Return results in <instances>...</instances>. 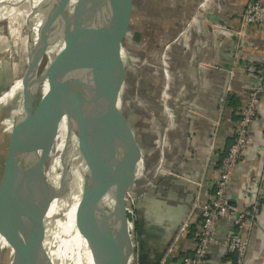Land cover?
Returning <instances> with one entry per match:
<instances>
[{
  "label": "crops",
  "instance_id": "crops-1",
  "mask_svg": "<svg viewBox=\"0 0 264 264\" xmlns=\"http://www.w3.org/2000/svg\"><path fill=\"white\" fill-rule=\"evenodd\" d=\"M246 4L247 0L128 2L121 49L125 73L118 106L132 132L139 161L134 192L138 208L130 220L132 251L127 264H154L163 258V264H180L194 247L191 234L201 217L199 209L191 211V204L196 197L208 201L214 195L219 165L234 141L242 107L264 63V28L249 27L245 46H238L236 31ZM163 57L170 74L168 110L161 96ZM0 126V132L12 134L11 111L0 110ZM161 165L166 175L157 173ZM262 175L264 98L251 125L246 153L232 176L230 204L241 208L252 202L257 196L255 177ZM153 177L156 183L143 189ZM186 219L189 232L177 239ZM227 232L228 225L221 222L218 243L211 246L206 264L235 263ZM245 237L244 264H264V198Z\"/></svg>",
  "mask_w": 264,
  "mask_h": 264
},
{
  "label": "water",
  "instance_id": "water-1",
  "mask_svg": "<svg viewBox=\"0 0 264 264\" xmlns=\"http://www.w3.org/2000/svg\"><path fill=\"white\" fill-rule=\"evenodd\" d=\"M65 2L66 0H50L45 22L51 35L63 47L67 58L66 66L58 72H52L50 90L34 112L32 106L38 94L31 100L30 125L17 152H14V136L18 128L14 117L0 186V206L5 209L6 221L10 228L7 233L14 234L15 239V255L10 264H52L47 241L51 235L55 236L59 243H63L68 237L60 233L56 224H49L46 217L38 219L36 224L24 229L13 215V179L25 170L26 154L38 131L37 126L42 125L51 114L52 102L58 88L56 79L65 75L77 77L85 96L88 107L85 144L94 160L97 181L92 202L76 221L83 242L77 245V242L72 240L70 247L74 248L73 252L92 254L95 264H127L132 251V234L129 229L126 197L127 193L137 191L136 173L139 161V152L132 132L118 106V91L125 73L121 60V37L129 0H124L117 10L115 29L111 33L113 46L102 56H99L98 47L102 33L97 24L93 1L76 0V8L68 14L66 20ZM32 67L29 60L28 68L31 70ZM41 75L42 73L40 77ZM21 99L23 100V97ZM17 156L19 163L15 162ZM163 168L166 169L164 166ZM157 173L159 176L167 174L160 171ZM155 181L157 179L154 177L150 178L141 187L144 189L148 184H155ZM194 202L195 200L191 208ZM35 205L37 203L33 201L32 208H35ZM135 208H138V197ZM121 230H124V234L116 236ZM139 264H142V261Z\"/></svg>",
  "mask_w": 264,
  "mask_h": 264
},
{
  "label": "bare ground",
  "instance_id": "bare-ground-1",
  "mask_svg": "<svg viewBox=\"0 0 264 264\" xmlns=\"http://www.w3.org/2000/svg\"><path fill=\"white\" fill-rule=\"evenodd\" d=\"M28 0H18L13 3L0 6V10L11 9L23 4ZM94 5L95 14L97 16V24L101 29L102 39L99 40V56L104 55L113 46V39L111 33L115 29L117 20V10L121 7L124 0H103V6L99 9L100 0H92ZM5 3V2H4ZM50 0H36L35 2V14L31 22V32L28 41V55L30 65L32 69L27 68L20 78H18L7 93L0 99V103L4 102L9 96L14 95L16 92H21L20 105L16 110L15 120L17 122V132L14 136V152L21 147L25 133L30 125L31 120V107L30 102L38 94L40 89L43 75L40 77L39 60L44 56L47 58V62L44 67L46 73H52L53 71L58 72L64 68L67 62V58L61 55V44L51 35L45 22V13L47 11ZM65 20L76 8V0H66ZM3 12V11H2ZM6 15L0 17L5 18ZM57 93L52 102L51 114L46 120L47 139L43 148V156L39 160V181L40 187L36 192V203L34 207V219L35 224L38 219L43 217L48 218L49 224H56V228L60 230L61 234L67 235L66 228V214L69 216V226L73 232V240L82 243L83 239L80 236L79 227L77 225L78 219L83 215L85 208L90 202H92L96 189V171L94 169V160L89 154L86 148V154L83 152L85 144V124L87 118V104L85 102V96L79 86V82L76 76H61L58 77ZM23 97V100L21 99ZM23 101V104H22ZM61 114L64 117L63 129L68 131L72 135L71 151L75 156V159L79 163V169L81 168L80 174V188L79 197L76 202L77 184L79 178V172L73 170L75 178H73L72 192L67 194L65 187L64 176L61 172V168L65 165L67 160L70 162L71 156L66 148H63L58 143V129L56 123L61 118ZM45 126L38 125L36 135L33 139L31 148L26 154L27 162L25 170L17 175L14 179V197H13V215L17 222L23 228L27 229L31 226H26L24 219L25 209L21 208V201L23 196L28 199V186L29 181L33 178V170L35 162L38 156L39 138L41 137ZM19 156H17L15 162H18ZM19 163V162H18ZM37 169V166H36ZM85 171L86 178L83 174ZM88 175V179H87ZM74 177V176H72ZM89 182V184H88ZM88 184V186H86ZM75 188V190H74ZM30 191V190H29ZM71 193V194H70ZM62 208L65 210H60ZM36 210V211H35ZM5 212L3 206H0V216ZM3 220L0 217V222ZM2 228L5 234L10 231ZM124 230L116 236H122ZM67 245L66 241L59 243L57 238L53 235L50 236L47 241V248L51 257L52 264H94L92 254L83 252H73L74 248H70L68 251L69 259H65V248ZM79 258L81 262H79Z\"/></svg>",
  "mask_w": 264,
  "mask_h": 264
},
{
  "label": "built area",
  "instance_id": "built-area-1",
  "mask_svg": "<svg viewBox=\"0 0 264 264\" xmlns=\"http://www.w3.org/2000/svg\"><path fill=\"white\" fill-rule=\"evenodd\" d=\"M252 26L264 28L263 0H247L246 7L241 16L240 27L236 31L239 47L245 46L248 28ZM162 70L165 82L161 96L165 103V108L168 110L170 108L166 102V98L169 94L170 74L166 57L162 59ZM263 98L264 63L258 68L257 81L248 92L242 107L234 141L229 146L220 164V173L214 195L208 201H200L196 197L193 204L191 211L193 212L195 208L199 209L201 223L191 234L194 242L192 251L182 257L180 264H206L211 246L218 243L219 224L221 222H225L228 225L227 245L229 251L236 256L234 264L245 263L248 251V239L245 237V230L260 214L264 198V175L255 177L257 196L244 207L237 208L231 205L228 192L233 173L246 153L250 141L251 125L257 118L259 103ZM164 170L166 169L163 166L159 168L160 172H164ZM126 202L128 213L135 216V194L131 192L127 193ZM187 232H189V219L183 222L177 239ZM165 260L166 258L161 259L158 264H163Z\"/></svg>",
  "mask_w": 264,
  "mask_h": 264
},
{
  "label": "rangeland",
  "instance_id": "rangeland-1",
  "mask_svg": "<svg viewBox=\"0 0 264 264\" xmlns=\"http://www.w3.org/2000/svg\"><path fill=\"white\" fill-rule=\"evenodd\" d=\"M15 1H18V0H0V6L7 5ZM35 2L36 0H28L23 4V6L15 7L13 9H8L6 11L0 12V17L3 15H6L5 18H2V20H0V99L7 93V91L11 88L14 82L18 78H20L25 73L26 69L29 67L28 41H29V36L31 32L30 25H31V22L35 14ZM103 3H104L103 0L99 1L100 10L103 6ZM121 49H122V37H121ZM60 53L61 55L65 54L62 46H61ZM46 62H47L46 56H44L41 59V62L39 60V64H38L40 65L39 71L43 75V80H42L40 89L38 91V96L34 100V103L32 106L33 112L40 105L41 101L43 100L45 95H47L51 87L50 75L52 73L50 72L46 73L45 71L41 72L44 70ZM57 80H58V77L56 81ZM21 95H22L21 92H16L14 95L9 96L4 102L0 103V105H6L5 107L0 106V110L2 111V109L4 108V113H8L11 111V114L13 113V116L15 117V114H16L15 112L19 108V105H20ZM87 112H88V109H87ZM45 122L43 123V126H45V129L41 137L39 138L40 139L39 146H37V148L39 147L40 149L38 151L39 154L37 156L35 167L32 172L33 178H31V180L29 181V186L27 190L28 199L23 196V199L21 201V208L22 210L25 209V215H27L24 219L26 226H33L35 224L34 208L32 207H33V201L36 202V196H37L36 192L39 190V187H40L39 171L41 170V167H39V160L43 156L42 150L44 148L45 141H46L47 130H46ZM63 123H64V117L61 114L60 120L58 121V123H56L58 124L57 125L58 136H59L58 143H60V145L63 148H66L68 150L71 156V160H72V162H70V160L68 159L65 165L61 168V172L64 176V180L66 184L64 189L67 190V194L69 192H72V188H73L72 180L73 178H75L73 170L75 169L76 172H79L77 193H76V202H77L78 197H79L81 168L79 169V163L77 162L74 154L71 151L73 137L68 131L63 129ZM11 137H12L11 133H8L5 131L0 132V183L2 181L1 176L3 175L4 162H5L8 146L11 142ZM83 148H84L83 152L85 153L86 144H84ZM36 166H37V169H36ZM26 168H28V166ZM86 174L88 173L85 171V173L83 174L84 178H86ZM87 179H88V175H87ZM13 181H15V179H13ZM88 184L86 186H88ZM58 208L60 209V207ZM60 210H63V209L61 208ZM63 211L65 212V210ZM0 217L3 220L2 222H0V251L2 254L4 250L10 249L12 251L11 258L13 259V256L15 255L14 254V241H15L14 234L7 233L5 235V231L2 230V228L8 229V226L6 227V225L8 224L6 221L5 212ZM68 220H69V216L67 213L66 214V228H67L68 237H67V245L65 249L67 260L69 259L68 251L71 248L70 245L73 243L72 241L73 232L69 226ZM22 228H23V222H22ZM80 259L81 258H79V262H81ZM83 261L81 262V264L85 263ZM93 262L95 264L94 259H93Z\"/></svg>",
  "mask_w": 264,
  "mask_h": 264
},
{
  "label": "trees",
  "instance_id": "trees-1",
  "mask_svg": "<svg viewBox=\"0 0 264 264\" xmlns=\"http://www.w3.org/2000/svg\"><path fill=\"white\" fill-rule=\"evenodd\" d=\"M0 129L2 130L3 127L0 126ZM46 139H47V135H46ZM45 143H46V141H45ZM128 217H129V220L132 219V216H131L130 213H128ZM3 248H5V247H3ZM11 254H12V251L10 249L4 250V252H2V254H1V251H0V264H10L11 263V259H12L11 258Z\"/></svg>",
  "mask_w": 264,
  "mask_h": 264
}]
</instances>
